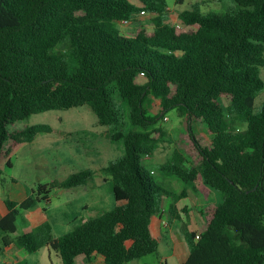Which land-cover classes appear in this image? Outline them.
<instances>
[{
    "label": "trees",
    "instance_id": "16d2710c",
    "mask_svg": "<svg viewBox=\"0 0 264 264\" xmlns=\"http://www.w3.org/2000/svg\"><path fill=\"white\" fill-rule=\"evenodd\" d=\"M233 1L236 7L222 15L204 13L196 3L172 21L167 0H0V162L6 158L11 166L18 147L52 131L36 124L11 132L9 125L85 104L110 127L108 137L125 146V154L102 169L112 177L113 209L61 236L47 222L12 239L24 210L50 201L53 188L85 186L96 174L75 172L40 185L21 202L6 200L0 219L6 246L27 252L47 246L63 264L93 255L104 264H127L158 253L151 220L165 198L172 200V218L187 226L188 209L176 203L190 186L208 200L214 190L224 199L203 209V231L185 230L183 264H264V103L255 106L264 90V0ZM144 15L152 16L154 28L122 32V20ZM173 109L186 132L158 168L185 184L180 192L143 164L167 132L153 126ZM199 119L211 133L208 145L194 130Z\"/></svg>",
    "mask_w": 264,
    "mask_h": 264
},
{
    "label": "rangeland",
    "instance_id": "374dc122",
    "mask_svg": "<svg viewBox=\"0 0 264 264\" xmlns=\"http://www.w3.org/2000/svg\"><path fill=\"white\" fill-rule=\"evenodd\" d=\"M167 2L172 3V0ZM182 2L184 3L178 7V4ZM195 3L196 0H179L176 4L177 8L170 11L171 20L176 19L181 12L180 9H190ZM235 7L236 3L233 0H225L219 3L216 1L204 3L201 8L204 13L214 11L222 15ZM151 17L144 15L128 26L120 23L119 27L125 34H133L139 27L154 28ZM261 74L264 78V67ZM145 79L144 76H140L138 81L144 82ZM263 103L264 90L256 98V109H260ZM150 107L152 114L160 111L156 99L151 100ZM36 124H48L52 127V131L41 132L34 141L26 142L18 147L10 157L11 166L7 164L6 158L0 162V214L1 206L5 207L2 201L12 199L21 202L25 193L36 195L40 185H50L78 171L95 170V177L89 182L96 183V187L53 188L50 201L43 199L34 208L23 211L17 222V231L10 234L12 239H16L25 232L36 230L41 224L47 222L51 224L53 234L61 236L71 232L81 221L111 210L117 204L112 177L102 169L110 161L125 154L124 141H113L108 137L110 127L99 124L96 114L89 105L36 113L25 120L9 125V130L12 132L15 129L20 130ZM127 127L129 128L128 124ZM154 127H162L167 132L163 134L157 148L158 161L153 159L154 163H151L143 158V164L150 171L154 168L155 176L161 184L180 192L185 184L177 177L165 176L159 171L158 166L168 160L177 140L185 134L184 118L179 116L176 109H173L168 111ZM193 127L200 141L208 145L211 142V133L206 122L202 119L196 120ZM157 153H154L155 158ZM168 180L172 183H167ZM199 197L205 207L219 204L224 199L223 194L217 190L213 191L209 200H206L202 194ZM204 222L202 227L206 225L205 217ZM184 229L185 224L182 223L180 230L178 229L179 233H182ZM2 237L0 230V249H2L0 264H18L17 258L27 264H63L61 258L55 252L49 254L47 248L38 252H26L24 249H19L16 244L6 246ZM158 256L157 253H152L131 264H160ZM86 261L85 256L78 257L76 260L77 264H84ZM168 264H179V262L169 257Z\"/></svg>",
    "mask_w": 264,
    "mask_h": 264
},
{
    "label": "crops",
    "instance_id": "0c3cea01",
    "mask_svg": "<svg viewBox=\"0 0 264 264\" xmlns=\"http://www.w3.org/2000/svg\"><path fill=\"white\" fill-rule=\"evenodd\" d=\"M178 1L179 0H172V3H170V2L168 3L169 4L168 16H169L170 20H171L170 11L175 10V8H177L176 4L178 3ZM212 1H214V0H196V3L202 7V4L212 2ZM184 2L178 4V7L180 5H182ZM178 9H180V8H178ZM183 10H185V9H183ZM183 10L180 9V11H183ZM177 17H176V19H177ZM155 152L157 153V150ZM145 159H146V161L154 163L153 159L158 161V153H157V158H155L154 154H152V155H149L148 157H145ZM153 170H154V168L151 169V171H153ZM165 183H166V178H165ZM167 183L171 184L172 181L168 180ZM88 186H91L92 188L96 187V183H94L93 181L88 182V184L85 185V187H88ZM79 187H84V186H79ZM74 188H76V187H74ZM200 194L201 193L194 191L190 186H187V196L181 198L176 203L177 207L179 209H182L184 207H187V209H188V214H186L187 226L185 227V229L182 233L181 232L179 233V231H178V229L180 230V228L182 226L181 221H179L177 219H173L170 212H169V204L172 201L170 198H165L162 211L159 214L154 215L152 217L151 230H152V234L159 240V251L157 254L159 255L158 258H159L160 264H168L169 263V257L175 258L179 262V264H183V262L187 259L188 254H189V246H188V242H187L186 237H185V230L192 231L195 233H200L201 231H203L205 229L206 225H203V227H202V224H205V222H204V210H203L205 208V206H203V203H201L202 199H200V197H199ZM28 196H29V194L25 193L24 199H26ZM6 200L2 201L3 203H5V207L1 206L2 209H1L0 219L5 214H7V212H8ZM13 201H16V200H13ZM16 202H19V201H16ZM199 207H201V209ZM199 224H201V225H199ZM200 226L202 228H199ZM12 244H15V243H12ZM11 245H9V246H11ZM43 248H47L49 250V254L53 252L47 246H44L41 249H43ZM19 249H23V248L19 247ZM1 250L2 249H0V254H1ZM57 256H58V254H57ZM137 260H139V259H137ZM137 260H133L132 262H135ZM103 261H104V259L101 255H93L90 260L87 259L86 264H104ZM20 262H21V260L17 258L16 263L20 264ZM132 262H129L127 264H131ZM8 264H10V263H8Z\"/></svg>",
    "mask_w": 264,
    "mask_h": 264
},
{
    "label": "built area",
    "instance_id": "2783aa9c",
    "mask_svg": "<svg viewBox=\"0 0 264 264\" xmlns=\"http://www.w3.org/2000/svg\"><path fill=\"white\" fill-rule=\"evenodd\" d=\"M143 14H144V12H142ZM124 26H128V25H130L131 24V21L130 20H128V19H124V20H122V22H121ZM141 76H144V73H141ZM149 156V155H148ZM148 156H146V157H148ZM200 238V235H197V239H199Z\"/></svg>",
    "mask_w": 264,
    "mask_h": 264
}]
</instances>
